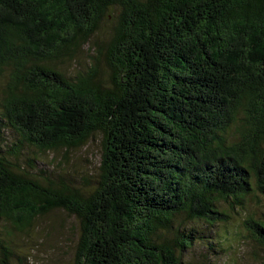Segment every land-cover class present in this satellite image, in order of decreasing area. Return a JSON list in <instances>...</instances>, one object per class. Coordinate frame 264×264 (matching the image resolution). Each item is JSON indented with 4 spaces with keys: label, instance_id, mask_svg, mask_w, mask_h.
I'll list each match as a JSON object with an SVG mask.
<instances>
[{
    "label": "trees",
    "instance_id": "1",
    "mask_svg": "<svg viewBox=\"0 0 264 264\" xmlns=\"http://www.w3.org/2000/svg\"><path fill=\"white\" fill-rule=\"evenodd\" d=\"M92 35L90 71H61L55 61ZM5 69L0 142L5 127L42 151L105 137L90 193L42 186L0 145V219L24 230L63 208L81 223L80 264H181L177 249L228 221L221 201L235 209L264 196V0H0ZM177 216L187 224L174 226ZM244 224L264 244V218Z\"/></svg>",
    "mask_w": 264,
    "mask_h": 264
},
{
    "label": "rangeland",
    "instance_id": "2",
    "mask_svg": "<svg viewBox=\"0 0 264 264\" xmlns=\"http://www.w3.org/2000/svg\"><path fill=\"white\" fill-rule=\"evenodd\" d=\"M103 25L98 38L107 39L113 26L112 18L106 19ZM93 40L92 35L87 42H82L72 58L55 61L57 67L71 77L89 72L93 66ZM100 69L102 77H106V66L101 65ZM11 76L9 69L0 72V103L11 87ZM32 77L35 76H31L30 80ZM240 132L241 129L232 128L231 140H241ZM18 143L20 136L16 131L5 127L0 142L5 155L12 159L15 167L37 178L42 186H47L51 180L55 182L51 183L54 186L66 183L83 193H90L98 185L100 166L106 152L105 137L101 132H95L83 145L72 149L42 151L26 144L18 146ZM16 150L19 151L18 158L13 157ZM250 182L255 183L254 176ZM258 195L256 199L255 195L249 196L243 206L235 209L221 201L219 208L229 215L228 221L216 225L212 236L205 237L202 243L195 242L189 248L177 249L181 264L264 263V244L258 242L257 235L254 238L244 224L249 215L264 218V196L259 192ZM185 223L187 221L182 216L175 217L173 221L174 226L182 227ZM173 232L161 233L160 237L171 238ZM80 234V220L63 208H55L36 217L24 230L15 227L9 220L0 219V240L8 248L4 256L0 254V264H80ZM210 239L218 242L215 252L209 249L206 240Z\"/></svg>",
    "mask_w": 264,
    "mask_h": 264
},
{
    "label": "flooded vegetation",
    "instance_id": "3",
    "mask_svg": "<svg viewBox=\"0 0 264 264\" xmlns=\"http://www.w3.org/2000/svg\"><path fill=\"white\" fill-rule=\"evenodd\" d=\"M131 135H132V133H131ZM131 135H129V138L132 137ZM124 141H125V140H124ZM125 147H126L125 144H123V142H122V146H121V148H125ZM131 160H132V158L129 157V158L126 160L127 163H124V164H123L121 170H124V171L128 170V168H129L130 165H131V163H130Z\"/></svg>",
    "mask_w": 264,
    "mask_h": 264
}]
</instances>
